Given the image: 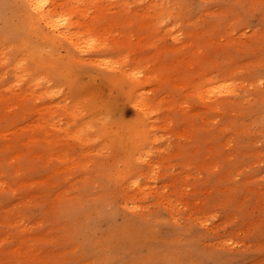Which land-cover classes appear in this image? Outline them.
Wrapping results in <instances>:
<instances>
[{"label": "rangeland", "instance_id": "rangeland-1", "mask_svg": "<svg viewBox=\"0 0 264 264\" xmlns=\"http://www.w3.org/2000/svg\"><path fill=\"white\" fill-rule=\"evenodd\" d=\"M44 1L55 45L0 0V264H264V0Z\"/></svg>", "mask_w": 264, "mask_h": 264}, {"label": "bare ground", "instance_id": "bare-ground-1", "mask_svg": "<svg viewBox=\"0 0 264 264\" xmlns=\"http://www.w3.org/2000/svg\"><path fill=\"white\" fill-rule=\"evenodd\" d=\"M37 2L38 0H24L25 24L28 26L30 31L37 34V36L44 42H49L55 45L56 38L58 37L57 35L62 33L63 31H60V25L57 23L56 18H54L55 12L53 11V9L45 8L46 2L44 0H41V2L43 3V7H41L40 9H34V5ZM50 30H53L54 33L49 34ZM57 31H59V33H57ZM144 133L145 131H141L139 129L130 131V141L133 144L134 152L139 151L137 147L138 142L142 141L146 136L148 137V133H146L145 135Z\"/></svg>", "mask_w": 264, "mask_h": 264}, {"label": "snow or ice", "instance_id": "snow-or-ice-1", "mask_svg": "<svg viewBox=\"0 0 264 264\" xmlns=\"http://www.w3.org/2000/svg\"><path fill=\"white\" fill-rule=\"evenodd\" d=\"M41 7H43V3L41 0H38V2L34 5V9H40Z\"/></svg>", "mask_w": 264, "mask_h": 264}]
</instances>
